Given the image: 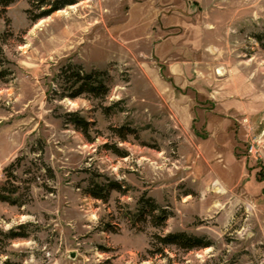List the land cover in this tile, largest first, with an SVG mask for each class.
I'll return each instance as SVG.
<instances>
[{"label": "rangeland", "instance_id": "374dc122", "mask_svg": "<svg viewBox=\"0 0 264 264\" xmlns=\"http://www.w3.org/2000/svg\"><path fill=\"white\" fill-rule=\"evenodd\" d=\"M42 1L0 7V187L19 188L0 264H264V0H67L33 21ZM69 65L106 98H70ZM94 178L126 195L93 198Z\"/></svg>", "mask_w": 264, "mask_h": 264}, {"label": "trees", "instance_id": "16d2710c", "mask_svg": "<svg viewBox=\"0 0 264 264\" xmlns=\"http://www.w3.org/2000/svg\"><path fill=\"white\" fill-rule=\"evenodd\" d=\"M16 0H0V7L6 10L11 4ZM42 4L47 3L48 9H45L38 15L32 18L33 21L40 20L42 18L48 17L53 13L63 9L66 5L72 4V1L67 0H43ZM258 40L261 42L264 48V33L258 36ZM3 59L0 57V68L3 64ZM6 75V70L0 71V78ZM104 74L101 72H85L81 66L69 65L67 68L61 71L58 79H62L64 83L67 84L68 89H71L70 98L75 99L83 94H88L96 99H105L109 93V89L104 81ZM71 122H73L78 130H80L86 136L88 135V128L90 123L78 113L71 114ZM118 135L122 139H126L127 134L124 133L123 129L117 130ZM124 155L123 157H125ZM14 164L10 165L5 169L7 178L14 179L13 168ZM88 194L97 200H106L107 197L111 194V190H115L122 195H126V189L118 182H112L104 184L100 181H97L95 178L91 181V186L87 189ZM19 188L15 187L12 190L8 189L6 186L0 187V201L9 202L11 204H17L18 198L12 197L18 194ZM142 206V213L144 211L148 212L152 220L155 223V226L161 227L167 221L169 215L166 210L161 209L157 206L153 199H142L140 202ZM158 212V215H155ZM19 233H13V238L21 237ZM156 239L163 244V246H172L177 245L186 250H193L196 248H207L209 243H207L203 238L196 236H190L186 233H172L168 234L165 237H156ZM160 250V249H159ZM161 251V250H160ZM159 251V252H160Z\"/></svg>", "mask_w": 264, "mask_h": 264}, {"label": "built area", "instance_id": "2783aa9c", "mask_svg": "<svg viewBox=\"0 0 264 264\" xmlns=\"http://www.w3.org/2000/svg\"><path fill=\"white\" fill-rule=\"evenodd\" d=\"M250 152L251 153H254V147L251 148Z\"/></svg>", "mask_w": 264, "mask_h": 264}]
</instances>
